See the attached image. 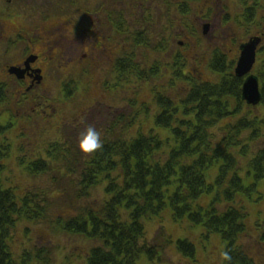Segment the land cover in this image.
I'll list each match as a JSON object with an SVG mask.
<instances>
[{"label": "trees", "instance_id": "trees-1", "mask_svg": "<svg viewBox=\"0 0 264 264\" xmlns=\"http://www.w3.org/2000/svg\"><path fill=\"white\" fill-rule=\"evenodd\" d=\"M182 11L189 12L187 7ZM215 71L224 75L221 81L195 87L186 101L198 105L196 127L190 130L194 123L181 122L185 131L181 127L173 129V110L166 100V112L157 118L156 124L169 129L172 138L162 140L151 130L147 135L139 133L130 142L114 138V134L107 131L103 133V148L89 157L88 162L84 161L83 181L78 187L82 186L88 194L93 186L104 185L107 198L100 207L79 205L75 217L57 225L60 232L78 234L98 243V247L90 251L89 264H137L143 254L149 259L158 257L163 246L171 241L161 235L164 244L160 248L149 245L144 224L159 217L168 207L173 218L188 217L194 225L204 226L208 237L220 236L226 245L225 253L231 258L224 259L223 264H255L241 239L247 233L248 205L260 202L263 196L260 187L264 183V149L256 154L251 151L259 132L255 122L246 127L244 118L235 126H227L222 137L210 133L221 120L237 115H230L229 105L234 101L239 109L241 96V81L231 70L226 74L228 69L216 67ZM258 76L264 85V73ZM157 100L161 104L165 99L158 96ZM247 130L251 133L243 136ZM0 134H3L2 128ZM2 139L0 137V162L9 150L6 140ZM54 150L62 152L51 147L50 157ZM239 160H247L246 165L254 172V176L248 173L246 181L238 174ZM47 164L42 160L34 163L33 176L45 174ZM213 167L217 168L218 175L213 183H208L206 173ZM3 171L0 163V264H29L28 259L17 262L13 257L10 232L24 220L45 219L42 205L46 203L45 193L17 198L12 189H4ZM114 173L122 179V185L112 179ZM209 194L213 198L208 208L200 206L198 201ZM261 230L264 236V227ZM176 248L182 255L194 257L195 248L188 241H178ZM41 257L42 252L34 255L37 261Z\"/></svg>", "mask_w": 264, "mask_h": 264}, {"label": "flooded vegetation", "instance_id": "flooded-vegetation-1", "mask_svg": "<svg viewBox=\"0 0 264 264\" xmlns=\"http://www.w3.org/2000/svg\"><path fill=\"white\" fill-rule=\"evenodd\" d=\"M30 1L0 0V120L3 121L0 125L14 133L40 120L46 126L56 128L54 133L58 139L56 135L63 133V112L70 106V100L74 99V95L83 100L82 96L88 88H94L98 94L99 91L102 94H115L126 90L121 86H128V94L133 97L121 100L124 103L122 109L130 108L135 112L127 117L124 114L119 116L131 129L137 124L135 133L142 131L139 124L141 119L146 120L151 116L155 122L157 116H163L166 111L161 106L157 114L151 115L148 103L141 105L135 100V87L141 83L150 85L152 75L166 79L171 64L167 63L164 55L163 62L156 68L158 73L154 74L149 63L137 66L132 54L135 49H143L147 56L168 52V2L174 5L180 28L189 31L185 37L178 36L180 41L175 48L178 50L174 52L171 63L183 59L185 49H206L202 53L195 52L197 64H202L201 57L204 56L202 59L207 71H211L213 64L234 70L241 50L252 43L255 49L253 73L256 74L257 70L262 73L259 69L264 66L263 0H162L160 8L157 7L160 14L155 13V6L152 7L155 0H127V5L114 0L110 3L111 9L104 8L107 0H90L87 4L80 0H69L73 4L71 6L76 7L73 13H65L66 9L61 3L64 0H55L58 3L49 4L53 15H49L48 8L43 15H38L36 6H32ZM66 1L69 6V1ZM223 2L227 4L223 10H219L221 14L215 15L211 6L220 7ZM192 5H200L197 13L184 14L183 7ZM122 9L129 13H122ZM140 11L144 13L143 19L137 17ZM157 20L160 22L158 34L150 31ZM139 21L143 23L140 29ZM222 23L228 24L226 32L220 27ZM185 63L183 60L182 67ZM181 74L185 77L183 72ZM184 80L192 90L200 84V80L201 83L205 82L200 75L196 78L186 76ZM78 86H83L80 95ZM51 87L56 88L57 93L48 99L52 95ZM54 101L61 102L63 108H57ZM183 102L177 105L178 112L188 111L191 117H196L198 106H185ZM89 103L91 101L86 106ZM244 105L249 107L245 102ZM105 106L112 109L107 104ZM85 118L83 116L81 122L80 116L76 117L74 122L79 123L68 128L70 145L74 150L79 149V135L89 126ZM110 122L107 121L101 130L99 126L95 128L100 132H116L117 128ZM154 127L158 126L154 124ZM148 130L151 127L145 131ZM20 136L14 137V143L6 142L9 150L17 145L16 139ZM57 141L51 143L55 149L65 146ZM78 160L76 158L73 163ZM96 163L99 167L97 160Z\"/></svg>", "mask_w": 264, "mask_h": 264}, {"label": "rangeland", "instance_id": "rangeland-1", "mask_svg": "<svg viewBox=\"0 0 264 264\" xmlns=\"http://www.w3.org/2000/svg\"><path fill=\"white\" fill-rule=\"evenodd\" d=\"M80 1L87 4L90 0ZM112 1L114 0H107L104 8L111 9L110 3ZM120 1L121 5H127V0ZM52 2L58 3L55 0H31L30 4L32 6H36L38 15H43L46 8L49 10V4ZM155 2H157V4H155ZM61 3L66 9L65 13H73L76 11V7L71 5L68 6L66 0ZM83 3L82 6L85 7ZM161 4L162 0H155L152 2V7H156L155 13L160 14L158 9ZM226 4L227 3L225 2H223V4L220 3V7L216 8L211 6V11L213 10L215 15H219L221 14L219 10H223L222 8L225 7L224 5ZM199 6L200 5H192L191 14L197 13L200 8ZM172 11H174L173 7L167 3L166 16L167 28H169V31H167L169 47L168 52L161 55L159 52L151 53L150 56H147V53L145 54L143 49H135L132 54L136 58L137 66L143 63L144 66L149 63L152 65V73L154 74L157 72L156 68L159 67L161 61L163 62L164 55H166L167 63L171 64L169 66V72L167 71L166 73V79H161L159 76L153 79L151 76L149 82L150 85L146 86L141 83V85L139 84L135 87V100L141 105L148 103L150 110L148 107L147 109L150 113H152L151 115L157 112V108L154 107L153 102V97L156 92H162L163 95L171 99V103L182 101L190 96L192 89L190 85L185 83L184 78L186 76L189 78H196L197 75H200L203 81L211 83L216 82L217 80V77L214 76L212 71L205 70V60L202 59L204 56L201 57L202 64H197L195 61V52L202 53L206 49H185L183 51L185 57L177 64L171 63L174 52L178 50L175 49L178 41H180L178 36L180 35L181 37H185L189 32L183 31V29L180 28L178 19H176ZM121 12L129 13V11L125 9H122ZM49 15H53L50 10ZM137 17L138 19H143L144 13L140 11L137 14ZM159 17L160 15L157 16V18ZM137 24L139 25V29L141 28L140 25H143L140 21L137 22ZM159 24L160 22L157 20L156 25L150 31L158 34ZM227 25L228 24L222 23L220 26L224 32H226L225 27ZM183 60L186 61L184 67H182ZM259 70L264 72V66ZM182 72L185 74V77H182ZM178 76L179 79L174 80V78ZM181 82H184L185 84H182ZM201 82L202 81L200 80V83ZM123 89L126 90L116 92L115 94H102L100 91L98 94L94 88H91L90 90L88 88L87 92H85L82 96L83 100L80 99V96L74 95V99L70 100L73 103L71 104L70 102V106L65 109V112H63V133L56 135L59 137L58 139L55 138L54 133L56 132V128L48 127L40 120L29 123L18 133H16V131L14 133L12 130L5 131L6 138L9 143L15 142L14 137L19 136L20 134L21 136L19 139H16L17 149L16 146H13L9 152V157H7L3 162L6 166L1 175L3 187L7 188L8 186L6 181L11 180V187L16 191V195L20 198L30 193H45L47 196V204H42L45 207V219L40 218L34 222L24 220L16 224L10 232L12 237V243H10L11 252L17 261L25 256L27 259H30L29 264H89L88 257L90 255V251L94 247H98V244L96 242L89 241L78 234L70 235L66 232H60L57 224L67 221L68 218L75 217L77 214L75 209H77L79 205L100 207L107 198L105 193L106 187H104V185L99 186L98 184L97 186H93L87 194L86 190L82 189V186L78 187L79 183L83 181L81 176L82 164L76 162L71 167L69 165L71 160L62 162L64 166L71 168V177L65 178H60L56 172L64 169L63 166V169L60 167V164L53 163L52 167L55 171H49L45 174H40V176L37 177L31 176L30 171H33L34 168H29L28 165L37 160L35 157L38 159L48 160L46 155H44V150L47 149V144L50 145L53 141L58 140L57 142L60 141L65 144L66 149L71 148L68 137V135H70L68 128L71 125H77L79 121L83 122V116L86 117L84 120L89 126H99V130H101L107 121H111L110 123L113 124L117 122V118H120L119 115L124 114L127 117L135 112V110H131L130 108L122 109L124 107V103L121 100L133 97L132 95L129 96L128 87L126 88V86H123ZM50 91L52 92V95H50L48 99H52L57 93L56 88L53 87H51ZM82 91L83 86L81 88L78 86L77 92H79V95ZM187 94L189 95L187 96ZM90 101L91 103L86 106V103ZM99 102L112 105V109H104L103 106L99 105ZM53 103L57 106V108H63V104L61 102L54 101ZM259 110L260 108L257 105L247 108L243 105V107L240 108V111L242 112L239 111L236 115V120L233 118H229L230 120L223 119L219 122V126L210 133L213 135L220 134V137H222L225 133L222 132L223 130L228 128L230 125L234 124L233 126H235L236 122L243 118L244 125L247 123L246 127H248V122L251 118H262V121H264V109ZM79 116L80 120L74 122V119ZM182 116L183 113H181L180 118H182ZM2 122L3 121L0 120V124ZM253 122L255 121L249 123ZM139 124L142 126V132H145L147 128L151 127V129H153L162 140L166 141L167 139L172 138V133L169 129L154 127V122L151 119V116L146 120L141 119ZM263 124L264 123L259 122V120L255 122V129L259 132V135L255 137L259 138L253 145H251V151L253 154H256L258 150L264 149ZM136 128L137 124L133 125V130L130 129L127 131V138L135 136L134 130H136ZM83 131L85 132L86 129L84 128ZM115 131L119 136L124 137L122 130L117 128ZM101 134L103 136L102 132ZM247 135L248 133H245L243 136L247 137ZM80 136L81 135H79V137ZM243 136L241 139H243ZM246 145H249V143H246ZM66 151L70 153V151ZM82 154L85 157L89 156V154ZM245 161L247 160L238 161L240 167V172L238 174L246 181L248 173H251L250 175L254 176V172L246 165L247 162ZM115 173L112 175V179H117V183L122 185V179ZM206 175L208 183H213L218 175L217 168H211ZM260 190L263 195L261 201L258 203L250 202V205L247 207V213L249 215L246 222L247 233L246 236L241 239V243L245 247L247 254L254 260L255 264H264V236L263 230H261L264 227V183L261 184ZM212 198V194L203 196L198 201V204L204 208H208ZM144 226L147 235L146 239L149 245H158L160 248V246L164 244V239H170L172 244L164 245L160 250V255L154 259H149L143 254L137 264H223L224 262L226 245L222 242L220 236L211 235L208 237L206 228L201 225H194L188 217L183 219L173 218L171 208L169 207L166 208L156 219L150 220L147 223L145 222ZM161 235H164V239H162ZM182 240H187L195 247V254L193 258L185 257L176 250L177 241ZM37 252H42V257L36 262L34 260V255H36ZM45 256H47V258Z\"/></svg>", "mask_w": 264, "mask_h": 264}, {"label": "water", "instance_id": "water-1", "mask_svg": "<svg viewBox=\"0 0 264 264\" xmlns=\"http://www.w3.org/2000/svg\"><path fill=\"white\" fill-rule=\"evenodd\" d=\"M255 61V49L254 44H249L242 49V54L235 70V74L238 78H243L251 72ZM242 98L249 105H257L261 101V94L259 90V82L254 77H249L242 88Z\"/></svg>", "mask_w": 264, "mask_h": 264}, {"label": "clouds", "instance_id": "clouds-1", "mask_svg": "<svg viewBox=\"0 0 264 264\" xmlns=\"http://www.w3.org/2000/svg\"><path fill=\"white\" fill-rule=\"evenodd\" d=\"M104 146V139L100 131H98L93 126H88L86 131L80 136L78 147L80 151L84 154H95L101 150ZM225 260H230L231 258L224 254Z\"/></svg>", "mask_w": 264, "mask_h": 264}]
</instances>
